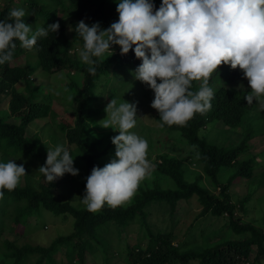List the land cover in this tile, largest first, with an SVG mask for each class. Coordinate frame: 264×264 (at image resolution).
I'll return each mask as SVG.
<instances>
[{
  "label": "trees",
  "instance_id": "16d2710c",
  "mask_svg": "<svg viewBox=\"0 0 264 264\" xmlns=\"http://www.w3.org/2000/svg\"><path fill=\"white\" fill-rule=\"evenodd\" d=\"M26 12L29 14L23 19L31 24L35 30L38 27L59 22L60 28L56 33H50L47 38L38 40V50L28 52L17 47L11 63L0 65V157L3 162L9 159L22 161L26 176L23 185L20 183L16 189L9 192L5 190L4 198L0 200V238L5 231V218H11L9 230H15L18 224L26 225L30 216L35 215L37 220L46 212L55 215H69L73 217V229L66 234L55 237L48 245L17 243V241L0 239V264H59L56 253L65 249V256L69 264H87L88 253L93 250V241H97L95 233L98 228L109 224H116L119 230L116 233L119 243L116 252L112 256L122 257L125 264H258L264 254V230L250 222H245L236 215V204L232 200L230 187L235 179L252 178L257 166L256 155L243 158L241 155L250 152V140L257 132H264V110H257L256 101L247 104L243 95L250 91V86L237 88L232 85L234 78L246 79L242 70L231 69L230 66L221 65L217 73H213L209 80L214 89L212 107L207 112L197 113L184 126H167L162 129L179 131L182 137L193 146L192 158L199 163L206 178L219 192H212L210 188L202 186L200 178L189 181L184 167V158L171 156L168 153L160 154L155 162V171L158 175L169 176L175 182V188H163L156 180L153 187H144L139 184L135 195L130 202L111 208L105 205L96 212H90L85 207H79L70 200L59 199L55 195V189L63 177L53 183L45 180L38 171L46 159L50 142L57 138L51 135L53 129L46 124L42 131L47 133L50 142L44 145L39 134L28 135L29 124L39 118L50 115L52 110L51 99L42 96L43 91L31 85V79L36 67L54 74L67 68L76 70L82 76L78 82L71 78L67 82L66 91L76 90L80 93L73 124H60L65 132L67 142L74 145L70 152L74 160L81 159L86 165L84 171V187L86 177L93 166H103L101 158L109 154L110 144L99 148V141L91 140L89 130L91 121L99 115L100 109L96 106L98 95L96 94L97 82L102 81L110 74V69L115 63L123 66L124 73L129 76V81L134 77L132 72L139 65L140 60L129 53L121 55L119 46L110 57L105 56L104 61L97 65L96 75H91L85 65L70 50L74 41L79 42L77 50L82 48L83 41L75 31L72 38L69 36L68 27L75 28V21L84 20L99 22L107 28L118 19L116 12L117 0H22ZM157 7L161 0H154ZM11 3L0 5V20L7 17ZM28 19V20H27ZM27 20V21H26ZM76 45V43H74ZM23 56L24 61L16 62ZM131 77H133L131 79ZM247 81V79H246ZM248 82V81H247ZM24 83L28 91L21 90L17 85ZM148 98L141 104L151 105L153 92L145 84ZM199 82L192 83V91H197ZM6 95L8 99H3ZM8 100L5 106L4 101ZM156 111V110H155ZM159 125L162 123L159 114L155 112ZM253 120L261 123L260 128H255ZM263 121V122H262ZM221 122L228 128L243 126L246 128L243 139L238 144L228 143L220 145L208 139L205 130L210 125ZM47 140V141H48ZM69 145V146H70ZM230 171L227 181L220 178V172ZM201 175V176H202ZM196 196L203 206L202 213H210L214 216H229L231 229L239 237H229L203 249L185 248L184 243L176 242L178 239L174 230H160L154 234L148 223L150 206L154 202H165L169 211L175 215L184 200ZM250 198V197H248ZM249 200H242V206ZM245 203V204H246ZM11 205V206H10ZM141 222L140 226L147 227L150 236L148 243L132 241L127 228L133 223ZM127 231V234H125ZM125 238V239H123ZM133 242V243H132ZM3 244V245H2ZM4 246V249H3ZM256 247V255L251 261L252 252ZM109 254L104 261L110 259Z\"/></svg>",
  "mask_w": 264,
  "mask_h": 264
},
{
  "label": "clouds",
  "instance_id": "9594fccd",
  "mask_svg": "<svg viewBox=\"0 0 264 264\" xmlns=\"http://www.w3.org/2000/svg\"><path fill=\"white\" fill-rule=\"evenodd\" d=\"M116 12L118 19L107 28L99 22L89 26L83 19L75 25L83 41L79 58L96 75L106 54L117 51L114 45L121 55L131 50L140 60L132 75L152 90L151 107L159 114L160 127L184 126L195 114L210 110L215 93L209 80L222 64L242 70L251 89L243 98L264 110V0H161L158 8L154 0H117ZM27 15L23 7L12 8L0 20V65L13 61L17 42L33 52L38 40L60 28L54 22L34 30L23 19ZM194 81L199 82L195 92ZM104 111L99 126L118 134L111 137L114 157L102 167L93 166L86 177L80 202L90 212L130 202L154 167L147 139L131 131L138 123L137 103L112 98ZM38 171L49 183L79 173L65 143L47 150ZM26 175L23 163L0 161V200Z\"/></svg>",
  "mask_w": 264,
  "mask_h": 264
},
{
  "label": "rangeland",
  "instance_id": "374dc122",
  "mask_svg": "<svg viewBox=\"0 0 264 264\" xmlns=\"http://www.w3.org/2000/svg\"><path fill=\"white\" fill-rule=\"evenodd\" d=\"M9 2L14 8H19L24 5L22 0H0V5L4 6ZM78 22L79 21L76 20L74 23L77 24ZM85 23L91 26L94 22L85 21ZM101 28L103 29L105 27L101 25ZM67 30L69 36L72 38V33L74 31L73 26L68 27ZM74 43H76V45ZM74 43L73 48L70 50V54L74 53L76 56L77 54L79 56V50H77L79 42L74 41ZM21 61H24L23 56L19 57L16 62ZM70 77L76 79L78 82L80 81V83L82 81V76L76 73V70L70 68L62 72L50 74L36 67L31 79V85L43 91L42 96H49V98H52V110L49 116L36 119L29 124L27 134L30 136L39 134L44 141V145H46L47 142H50L48 140L50 138L47 136V133L44 132L45 130L42 131V129L43 126L50 123L48 125L51 126V129L54 128L51 135L58 140L50 142L49 150L53 149L58 143H65L69 149L74 146L67 142L66 134L60 126V124H73L77 103L80 97V93H77L76 90L69 91L68 95L66 88ZM129 78L130 77L124 73L123 66L120 63H115L110 69V74L102 81L97 82L96 85V94L98 95L96 106L100 109V112L99 115L91 121L89 136L91 140L100 142V144H98L99 148H103L109 144L111 145L109 147V154L101 158L103 166L114 157L115 146L111 143V137L118 134L112 129H104L98 124L99 121L106 116L104 111L106 104L112 98H115L117 103H122L124 100L136 102L137 115L139 118L137 127L131 131H135L138 135L147 139L148 159L154 165L150 173L140 184L144 187H153L157 180L163 188H175V182L172 178L158 175L155 171V162L158 156L168 153L171 156H178L185 159V176L189 181H194L195 178L199 177L202 186L208 187L212 192L218 193L219 188L214 187L211 181L202 175L204 172L201 165L196 163V160L190 156H193V152H195L193 146L188 144L179 131H170L160 127L156 120L155 109L147 103L141 104V101H145L148 98L147 91L144 90L143 87L144 84L135 80L133 77H131V79H133L129 81ZM232 85L237 88H242L248 86V82L246 79L242 80L236 77L233 79ZM17 86L21 90L28 91L27 85H24V83H20ZM2 98L8 99L6 95H2ZM3 104L6 106L8 100L4 101ZM256 111H259L258 108L253 111L252 114ZM253 125L257 129L262 126L257 120H253ZM245 130L246 128L243 126L230 129L223 123L218 122L215 125H210L205 130V135L209 140L219 143L220 145L230 142L238 144L243 139ZM249 142L251 145L249 149L250 152L248 154L244 153L241 156L247 158L252 154L256 155L258 164L255 167L254 175L252 178L238 177L235 179L230 187V192L232 194V200L236 204V215L240 216L243 221L250 222L264 230V132H257ZM0 161H2L1 157ZM16 163L21 164L23 162L17 161ZM74 166L79 169L78 175L73 176L68 173L64 174L63 179L55 189V195L59 199L70 200L79 207H85L80 202V197L82 198L85 192L83 175L86 165L81 159H76L74 160ZM229 174L230 171L222 170L219 176L223 181H227ZM24 182L25 180L23 177L21 184L23 185ZM246 199L249 201L247 203L245 201L246 204L244 203V206H242V200ZM202 210L203 206L196 196L191 197L189 200L182 201L175 215L170 213L169 206L165 202H154L150 206L148 223L154 234L158 233L160 230H174L178 239H181L176 242H183L184 246H186L185 248L192 249L201 250L221 240L228 239L229 237L241 236L232 231L228 215L214 216L210 213L203 214ZM140 223L141 222H136L129 226L127 228L128 235L125 236L128 238L130 237L134 242L141 240L143 245H145L150 240V236L147 234L149 231L146 226L141 228ZM9 226H11V218L6 217V229L1 234V240L7 237L20 244L48 245L58 235L72 231L73 217L69 215H55L50 211H46L39 220H37L35 215L30 216L26 225L18 224L15 230H9L7 228ZM118 230V225L114 223L98 228L95 233L97 241H93L92 246H95L92 252L90 251L88 253L87 264H125L122 257L116 256L117 254L112 256L113 253L116 252V245L119 243L116 237ZM127 231L125 234H127ZM254 248L251 261L256 255V247ZM104 253L105 257L107 254L112 257H110L108 261H104ZM55 255L59 264H69L65 256L64 248H61ZM260 257L261 262L258 264H264V254ZM32 263L33 262L30 264Z\"/></svg>",
  "mask_w": 264,
  "mask_h": 264
}]
</instances>
